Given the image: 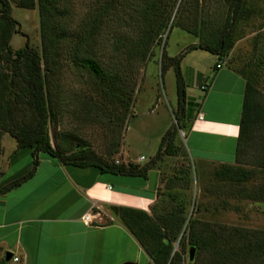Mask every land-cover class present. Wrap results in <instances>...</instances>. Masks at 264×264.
Segmentation results:
<instances>
[{
    "label": "trees",
    "instance_id": "16d2710c",
    "mask_svg": "<svg viewBox=\"0 0 264 264\" xmlns=\"http://www.w3.org/2000/svg\"><path fill=\"white\" fill-rule=\"evenodd\" d=\"M60 0H37L40 18V49L26 41L23 47L13 49L10 38L14 31H20L18 21L11 15L10 0H0V156L1 139L8 132L16 141L18 149L28 148L30 164L20 174L0 185V194L19 185L30 177L43 152L63 164L94 166L101 172L146 177L147 170L156 166L158 160L166 157L174 162L170 175L164 180L163 194L170 180H192L194 165L187 148L178 141V129H185L186 114L185 83L180 71V61L185 52L192 48H202L215 55L217 59L227 53L234 45L238 25L250 16L248 0H220L225 6L224 20L219 27L208 28L198 42L191 43L183 51L174 55L161 51L160 73L172 66L176 77L177 108L172 110L175 123L161 135L154 155L144 164L132 161H115L111 154L117 152L118 139L112 143L109 156H102L93 149L87 139L68 129L54 130L55 145L50 142L49 125L62 113L60 100L52 98L54 75L57 74V60L61 49L70 47L71 61L84 68L94 79L101 93V101L110 102L114 109L119 108L115 117L120 122L130 115L131 89L127 90V80L123 72L103 66L98 59V36L104 22L115 20L116 24L133 27L135 34L122 41L119 37L116 52L125 55L126 60L143 61L151 53L158 37L167 27L172 28L171 16L175 6L183 0H106L96 2L87 19L82 20L86 30L72 36L66 30L63 17L69 11ZM18 6L33 8L35 0H16ZM56 17V19H54ZM80 25L79 27L82 28ZM168 34V33H167ZM252 68L236 69L245 79L242 111L239 121L237 153L242 141L249 136L255 125L264 115V102L259 98L256 71L264 68V40ZM120 46L123 49H118ZM217 61L213 70L217 69ZM212 71L210 75H212ZM56 87V88H58ZM111 112H108L110 115ZM123 122V121H122ZM119 132V131H118ZM186 147V146H185ZM223 181L240 184L249 175L240 166L220 164L213 171ZM189 182V183H190ZM188 183V184H189ZM177 201L166 211L158 212L153 204L150 212L124 205H111L124 225L135 235L150 258L149 264H184L183 253L191 246L195 252L211 250L212 264H264V230L238 227L237 225H210L187 217V207L191 195L184 199L175 193L166 192ZM189 208V207H188ZM157 211V212H156ZM178 246L174 249V243ZM187 264H194L188 261Z\"/></svg>",
    "mask_w": 264,
    "mask_h": 264
},
{
    "label": "rangeland",
    "instance_id": "374dc122",
    "mask_svg": "<svg viewBox=\"0 0 264 264\" xmlns=\"http://www.w3.org/2000/svg\"><path fill=\"white\" fill-rule=\"evenodd\" d=\"M105 1L60 0L59 4L61 6L64 4L69 9L62 19L63 22L60 23L65 22L66 30L72 36L82 29L85 31L88 25L82 26L81 21L87 19L86 16L96 2ZM35 2V7L28 8L18 6L16 0H10L11 15L18 21L20 27V31L12 33L9 41L13 49L23 47L26 41L40 49V18L37 0ZM247 6L251 10L250 16L242 20L237 28V33L241 36L235 39L234 45L227 53L218 58L221 65L230 66L235 70L240 67L252 68L254 60L263 49L261 39L264 40V0H248ZM224 11L225 6L220 0H183L173 10L172 28L168 32L167 27L159 35L158 42L143 61L126 60L125 55L115 50L119 37L124 41L127 36L135 34L133 27L116 24L115 20L104 22L97 39L99 62L105 67L123 72L127 80V90L133 89L130 115L124 118L123 122L115 117L119 113V108L114 109L110 102L101 101V93L93 77L84 68L71 61L70 47L64 45L57 60L55 83L52 84H60L59 87H52L54 89L52 98L61 101L63 111L56 121V127L53 123L49 125L51 144L55 145V129H68L87 139L96 153L102 156L111 154L110 150L113 148L111 145L118 139L119 145L125 140V151L121 150L124 156L128 148L132 156L143 154L146 157L144 161H148L155 153L161 135L172 123H175L172 110L177 108L174 68L170 66L163 75L160 73L162 49L165 48L167 54L174 55L191 43L198 42L207 33V27L220 26L224 20ZM80 25L82 28L79 27ZM118 49L121 50L123 47L120 46ZM216 60L217 55L202 48L189 49L181 58L180 71L186 91V118L192 117L204 100L206 89H202L200 85L205 81L208 85L211 83L208 68ZM197 72L200 73L199 77ZM202 73L204 80L201 77ZM256 77L259 98L264 102V68L260 67L256 71ZM108 112H111L110 115ZM126 126L128 130L124 136ZM188 130V126L185 129H178L177 138L184 149H188ZM206 140L207 145L210 139ZM2 144L5 160L7 154L14 151L16 142L8 132H5L2 136ZM111 156L113 159L116 158L114 152ZM30 161L28 148H22L16 155L13 167L5 174L12 173L16 167L26 169ZM213 171L211 174H205L203 179L202 177L199 179L193 170L191 182L170 180L165 191L175 193L176 197L180 194L181 199L187 194L191 195L192 201L188 205L189 208L187 207V217L197 219L194 223L196 227L201 226V221H207L213 226L223 223L264 230V182L260 181L259 176L236 184L220 180ZM166 192L163 194V190L158 191V197L154 202V209L158 212L166 211L177 201L170 195L166 196ZM177 246L175 242L174 249ZM188 251L189 248L183 253L184 264L190 261ZM212 256L213 253L209 249L200 252L194 250L191 261L194 260V264H212Z\"/></svg>",
    "mask_w": 264,
    "mask_h": 264
},
{
    "label": "crops",
    "instance_id": "0c3cea01",
    "mask_svg": "<svg viewBox=\"0 0 264 264\" xmlns=\"http://www.w3.org/2000/svg\"><path fill=\"white\" fill-rule=\"evenodd\" d=\"M216 61L210 64L209 74ZM201 77L204 80V73ZM244 87V77L222 65L212 71L196 113L189 118L185 114L187 150L199 179L226 163L244 169L249 175L246 181L259 176L264 182V115L237 153ZM127 130L126 126L124 136ZM206 139H210L207 145ZM124 141L114 153L115 161L147 162L143 154L132 156L128 148L124 156ZM16 146L4 160L2 144L0 185L24 170L16 167L5 174L21 152ZM173 165L164 157L147 170L146 177L122 175L94 166L65 165L40 152L34 173L0 194V264H149L138 239L110 207L149 212Z\"/></svg>",
    "mask_w": 264,
    "mask_h": 264
},
{
    "label": "built area",
    "instance_id": "2783aa9c",
    "mask_svg": "<svg viewBox=\"0 0 264 264\" xmlns=\"http://www.w3.org/2000/svg\"><path fill=\"white\" fill-rule=\"evenodd\" d=\"M216 65H217L218 67L222 66V65H221V61H220V59H217V63H216ZM200 87H201L202 89H206V88L208 87L207 82L205 81V83L201 84ZM201 117H202L201 112H198V113H197V118H201ZM141 157H143V156H141ZM14 259H17V256H14Z\"/></svg>",
    "mask_w": 264,
    "mask_h": 264
},
{
    "label": "water",
    "instance_id": "95a60500",
    "mask_svg": "<svg viewBox=\"0 0 264 264\" xmlns=\"http://www.w3.org/2000/svg\"><path fill=\"white\" fill-rule=\"evenodd\" d=\"M194 250H195V249H194L193 246L189 247L188 257H189L190 260L193 259V256H194ZM9 256H10V254H7V258H9ZM125 264H132V262L127 261V262H125Z\"/></svg>",
    "mask_w": 264,
    "mask_h": 264
}]
</instances>
